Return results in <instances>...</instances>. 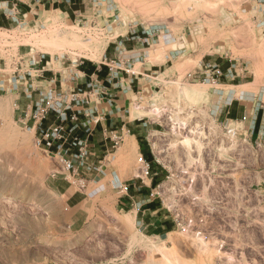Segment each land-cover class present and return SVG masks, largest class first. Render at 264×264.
I'll use <instances>...</instances> for the list:
<instances>
[{
  "label": "rangeland",
  "instance_id": "1",
  "mask_svg": "<svg viewBox=\"0 0 264 264\" xmlns=\"http://www.w3.org/2000/svg\"><path fill=\"white\" fill-rule=\"evenodd\" d=\"M81 7V23L53 11L42 22L0 29V264H264V138L251 140L248 129L228 125L221 114L235 93L264 98L263 12L246 0H107ZM151 27L157 35L148 46L142 32ZM122 41L125 50L148 49L145 66L132 63L120 75L134 78L149 67V76L130 82L125 93L131 119L142 117L131 133L148 155L133 151L130 139L113 149L114 135L97 127L91 162L106 158L104 173L82 171L97 181L70 183L61 156L40 148L33 124L25 122L27 86L16 87L14 78L40 56L52 57L62 74L83 77L78 72H91V65L106 67V49L108 60L120 58ZM220 62L234 66L228 78L213 74ZM40 80L29 82L36 94ZM119 80L101 81L108 97L121 91ZM215 92L218 102L210 96ZM57 123L51 115L45 125ZM116 127V121L105 126L115 133ZM76 135L85 137L82 130ZM137 177L152 180L154 206L162 209L152 219L166 217L170 234L141 231L140 217L122 210L120 184ZM72 185L83 201L76 209L64 196Z\"/></svg>",
  "mask_w": 264,
  "mask_h": 264
},
{
  "label": "crops",
  "instance_id": "2",
  "mask_svg": "<svg viewBox=\"0 0 264 264\" xmlns=\"http://www.w3.org/2000/svg\"><path fill=\"white\" fill-rule=\"evenodd\" d=\"M80 0H22V2L16 3L13 0H0V29H9L16 21L20 23L26 24L29 26L31 24H35L38 22H42L43 17L46 13L51 12H61L62 14H66L71 21H73L72 17L75 18L79 16H84V11L82 10ZM124 41H122L121 46L118 45L116 48L117 53L120 52L121 49H124ZM132 53H142L145 54L147 49L129 46L126 50ZM109 50L106 49V55L104 56V62L102 64L106 66V61L109 57ZM42 56L38 59V69L44 71L42 79L37 81L38 86L41 88L46 89L49 86L56 88L58 91H71L78 87L79 84L88 83L91 79H98L100 81L107 80L109 81V69L107 67H101V65H91V72H82L79 71V74H82L83 77H74L73 75H65L59 72L60 70H55L52 57L50 61H41ZM44 57V56H43ZM46 57H44L45 60ZM171 56H168L166 61H169ZM223 58V57H221ZM148 57L144 60L142 65H146ZM112 60V59H111ZM83 63L77 64L76 66L79 67ZM137 65V64H136ZM53 66V67H52ZM233 65H227L224 62H220L219 64H215L213 66V74L219 70L220 72L223 71L225 74L224 76L228 78V73L231 72V68ZM149 67H141L140 71L134 78H125L121 77L120 74L117 75L116 79H120V83L118 84V88L121 91L114 93V95H110L112 97V104H103L101 107L104 108L109 115L105 126H110L111 122H117V132L118 134L123 135V142L129 140L128 146L136 145L137 150L142 153V148L140 142L136 136H133L131 133V128H133V124L142 120V117L131 119V111H128L127 103L129 102L128 99L125 97V93H129L128 86L129 83H135L139 81L140 83L144 81L141 77H148L147 71ZM203 72V71H202ZM211 72V71H210ZM206 73V72H205ZM208 73V72H207ZM202 73L198 74V78ZM80 76V75H79ZM226 85V83L221 84ZM248 85H236L234 87H246ZM219 93V92H218ZM215 92L214 95L217 96L218 94ZM224 99L230 98L226 95V93H221ZM220 94V95H221ZM211 98L218 102L222 98L219 96H212ZM24 111L22 114H25ZM221 114L223 117L228 121V125L230 123L238 124L241 126L243 131L247 130L246 135L251 140H262L264 138V98L262 99L261 95L251 94V93H242L239 97L236 95L230 98L229 103L222 105L221 107ZM25 122L29 124L32 122L29 121V118L24 115ZM115 119H112V118ZM104 124L101 126L105 128ZM100 128V127H99ZM125 144L122 146L124 147ZM121 147V148H122ZM120 148V149H121ZM143 155V154H142ZM99 175V174H98ZM157 175V174H154ZM82 177V176H81ZM81 177H73L70 175L69 177L64 178V180H68L71 183L70 179L74 181H82ZM98 177L90 174L85 176L84 182H95L97 181ZM141 180V181H140ZM148 183L142 178L137 177L136 179L128 180L127 184L124 186L123 183L120 184L121 191L118 193L119 204L122 207V210L135 212L136 219L139 218V225L140 227L144 226L143 230L153 233L156 237H163L165 234L172 231L171 223L169 221H165L166 217L164 218L163 215L156 219H152L154 214H158L161 212L162 209H158L154 206L155 204V197L153 196V189H152V180L147 178ZM73 185L68 186L65 188L64 196L67 197L69 202H73L72 206L73 209L78 208L83 201H78V193L73 191ZM140 199H145L144 202L140 201ZM76 202V203H75ZM143 205L145 208L142 210ZM136 209V210H134ZM151 212V218L147 213Z\"/></svg>",
  "mask_w": 264,
  "mask_h": 264
},
{
  "label": "built area",
  "instance_id": "3",
  "mask_svg": "<svg viewBox=\"0 0 264 264\" xmlns=\"http://www.w3.org/2000/svg\"><path fill=\"white\" fill-rule=\"evenodd\" d=\"M13 1L16 3L22 2V0ZM80 1L82 4L96 7V5H102L107 0ZM246 1L259 7L264 15V0ZM99 12L100 11L93 14V23H95V25H97L95 20L99 17V15L97 16L96 14H99ZM80 17L84 18L83 16L77 17L74 21L75 24L83 21L82 19L79 20ZM16 24H19V26H26V24H22L18 21H16ZM43 28L45 27H42V29ZM142 34L144 35V43L150 46V40H153L155 34L157 35V27L144 29ZM133 38L135 39V37ZM121 44L122 42L120 46ZM119 54L121 55L120 58L118 57L106 61L110 79H116L117 75L122 72L121 70H125L127 73L131 72L125 68L131 67L132 63L138 61L144 62L146 57H148V52L145 54L132 53L124 49H121ZM43 59L44 57L42 56L40 60L42 61ZM25 65L26 71L24 73H19L18 77L14 78V82L16 83V87L20 81L24 82L27 86L26 98L29 101V105L27 106L25 115L33 124V129L37 134L38 146L51 156H61L62 160L67 165L68 171L73 177H81L80 172L82 173V171L86 173H104L103 167L106 164V158L102 165H95V163L91 162V158L94 154L91 151L93 145L90 143L94 130L106 123L110 115L101 107L103 104H112V99L110 95L108 97L102 82L96 78L91 79L89 83H87L86 90L75 88L68 92L62 90L58 91L56 88L49 86L46 89L42 88L39 90V94H36L34 93V89L31 90L35 83L34 80L42 79L44 71L38 69L39 63L36 58L25 62ZM31 71L37 75H32ZM217 72L220 71L217 70ZM27 77H29V79ZM211 79L213 80V78ZM29 82H33V84ZM51 115L57 118L58 123L46 126L45 122ZM79 130H82L85 134L84 138H80L76 135ZM103 134L104 136L114 135L111 137V140L114 142L112 148L119 149V146L123 142L122 135H118L104 127ZM107 138L108 137H106L105 140H107ZM110 151L108 150V155H111L109 154ZM68 152L72 153L71 159L65 158ZM81 178L82 181H84L85 176Z\"/></svg>",
  "mask_w": 264,
  "mask_h": 264
},
{
  "label": "trees",
  "instance_id": "4",
  "mask_svg": "<svg viewBox=\"0 0 264 264\" xmlns=\"http://www.w3.org/2000/svg\"><path fill=\"white\" fill-rule=\"evenodd\" d=\"M138 140H139V139H138ZM139 142H140V145H141V148H142V154H143L144 156H147L148 154H147V152L145 151L146 146L142 143L141 140H139Z\"/></svg>",
  "mask_w": 264,
  "mask_h": 264
},
{
  "label": "bare ground",
  "instance_id": "5",
  "mask_svg": "<svg viewBox=\"0 0 264 264\" xmlns=\"http://www.w3.org/2000/svg\"><path fill=\"white\" fill-rule=\"evenodd\" d=\"M131 148H132L133 151H134V150L136 151V149H137V148H136V145H132ZM131 148H130V149H131ZM128 216H129V215H128ZM172 233H173V232H172ZM169 234H170V233H169ZM172 239H173V238H172Z\"/></svg>",
  "mask_w": 264,
  "mask_h": 264
}]
</instances>
